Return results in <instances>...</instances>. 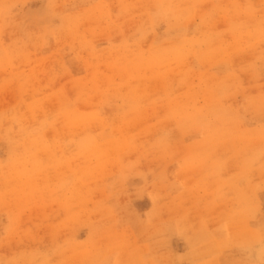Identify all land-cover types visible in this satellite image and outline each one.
<instances>
[{"label":"rangeland","instance_id":"obj_1","mask_svg":"<svg viewBox=\"0 0 264 264\" xmlns=\"http://www.w3.org/2000/svg\"><path fill=\"white\" fill-rule=\"evenodd\" d=\"M156 5L157 0H58L57 11L70 13L71 23L78 27L75 31L65 27L59 39L50 36L46 45L30 43V56L15 61V72L26 82L23 89L20 80L14 82L0 97V106L9 109L23 98L27 103L21 107L31 115L28 103L35 99L40 118L75 109L80 117L75 121L76 139L102 136L107 143L83 153L77 144L59 150L58 136L71 138L62 123L38 141L40 151L30 173L17 176L10 201L0 206V232L10 223L19 224L18 233L0 248L5 256L62 247L67 252L54 260L79 264L96 251L109 261L118 252L127 262L137 250L150 247L149 255L161 264H251L257 259L256 250L264 245V187H259L264 172L256 167L250 182L226 184V196L211 212L206 206L217 183L207 174L216 162L222 166L220 177L230 181L240 173L245 153L259 146V141L239 134L250 135L248 130L264 122V113L244 107L246 97L261 91L264 75L255 78L249 71H239L242 89L223 100L238 117L230 125L235 134L218 135L203 144L201 127H189L173 113L182 105L205 103L207 94L190 84L198 85L200 77L219 83L231 68H246L258 49L237 52L230 62L219 55H190L189 83L175 73L165 76L138 67L129 55L138 37L143 39L134 51L143 56L156 43L200 36L206 30L197 16L174 28L162 20L154 31H146L151 23L147 10L155 12ZM201 7L207 10L213 3L208 0ZM47 9L48 0H18L12 9L16 23L6 30L5 41L41 32L44 21L37 17ZM62 22L67 25L59 17L54 20L57 25ZM228 27L227 20L217 17L213 30L225 32ZM224 38L232 40L231 33L225 32ZM129 90L153 104L133 111L135 100ZM13 149L0 138V161L9 160ZM193 152L200 154L201 162L190 167L186 160ZM69 171L77 174L82 186L73 196L58 191ZM182 214L189 216L190 230L177 225ZM229 217L233 222L225 230L223 220Z\"/></svg>","mask_w":264,"mask_h":264},{"label":"clouds","instance_id":"obj_2","mask_svg":"<svg viewBox=\"0 0 264 264\" xmlns=\"http://www.w3.org/2000/svg\"><path fill=\"white\" fill-rule=\"evenodd\" d=\"M18 0H0V73L8 72L7 77L0 76V97L11 87V85L20 80L21 89L24 88L25 80H21V74L15 72V61L23 56H30L28 51L29 44L39 43L41 46L48 43L50 36L59 39V34L67 27L75 31L78 25L71 23L70 13L57 11L58 0H48V9L41 15H38L39 21H44L42 31L39 33L25 32L24 35L14 38L11 43L4 39L7 29L16 22L12 11L14 4ZM208 0H157L156 11L147 10L151 23L146 27V31H154L156 25L167 21L169 28H174L182 23L194 20L200 17L201 25L206 30L200 36L189 37L184 35L179 40L171 38L167 43L160 42L154 44L153 48L143 56L135 54V48L138 47L143 36L137 38L134 45L130 46L129 55L133 56L138 67L155 70L167 76L175 73L181 77L183 83H189L193 79V69L187 66V59L190 55L196 54L205 58L219 55L221 59L231 60L233 54L245 51L247 49H258L256 59L244 69L231 68L223 79L217 84H210L205 78L199 80L198 85H191L201 89L207 94L206 101L203 104L192 103L182 105L179 110H174V115L189 127L199 125L203 131L202 143L207 144L214 140L218 135L235 134L230 125L238 117L232 114L230 106L223 104L226 96L234 91H240L242 84L240 82L239 71H249L255 78L264 75V0H211L213 7L207 10L202 9L201 5ZM59 17L62 21H67L59 25L54 20ZM217 17H223L228 21L229 27L225 32L231 33L232 40H225V32L214 31ZM249 21H255L249 24ZM14 35V33H13ZM261 91L255 96L246 97L245 109L252 107L256 111L264 113V84L259 85ZM129 94L134 97L135 103L133 111L139 112L147 109L152 101L144 103L145 97L135 90H129ZM171 102V96L167 97ZM27 103L21 98V101L9 109L0 106V138L7 139L13 146L12 156L6 162L0 161V206L8 203L13 195V184L18 175H27L33 166V157L40 151L39 140H42L50 128H56L57 124L63 125L69 130L71 138L64 139L58 136L57 146L59 150L65 149L71 144H77L81 153L92 151L101 144L107 143V139L102 136L83 137L76 139L74 130L75 121L80 117L75 109H68L54 115L45 114L43 118L38 115V109L35 107L37 101L34 99L28 103L29 112L22 109L21 104ZM127 115V113H125ZM220 125L217 126L216 122ZM107 125L106 128H110ZM250 135L239 134L240 138L259 141V146L251 153H245L242 161L240 173L230 181H224L220 177L221 165L213 162L208 172L209 177H215L217 188L213 192V199L210 205L206 206L208 212L213 210V205L220 203L226 196L225 185H239L241 181H251V173L256 167L264 172V122H261L255 129L248 130ZM162 138V141L163 142ZM23 148V151L16 149ZM201 162L200 154L193 152L186 160L190 167H194ZM183 183V182H182ZM185 190L190 191L187 185ZM264 187V184L259 185ZM81 184L77 174L69 171L63 177L58 191L61 194L73 196L81 191ZM233 222L229 217L223 220L225 230ZM151 224V220H149ZM177 225L185 230H190L193 226L189 216L182 214L177 221ZM19 231L18 223H10L9 226L0 232V248H3L5 241H9ZM264 240V236L261 237ZM92 248L96 249V242L93 240ZM195 250V247H194ZM150 247L147 251L137 250L135 258L123 262L116 253V259L109 261L107 255L101 257L99 252H94L93 257L84 259L79 264H161L156 257L149 255ZM67 249L58 247L45 252L38 250L19 252L12 256H5L0 251V264H74L66 258L54 260L53 257L60 255L63 257ZM257 259L252 260L251 264H264V245L256 250ZM251 255V253H250ZM203 264H209L205 261Z\"/></svg>","mask_w":264,"mask_h":264}]
</instances>
